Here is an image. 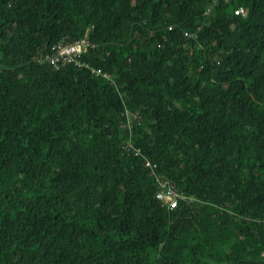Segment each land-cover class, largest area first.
Segmentation results:
<instances>
[{
  "label": "trees",
  "instance_id": "trees-1",
  "mask_svg": "<svg viewBox=\"0 0 264 264\" xmlns=\"http://www.w3.org/2000/svg\"><path fill=\"white\" fill-rule=\"evenodd\" d=\"M0 264H264V0H0Z\"/></svg>",
  "mask_w": 264,
  "mask_h": 264
},
{
  "label": "built area",
  "instance_id": "built-area-1",
  "mask_svg": "<svg viewBox=\"0 0 264 264\" xmlns=\"http://www.w3.org/2000/svg\"><path fill=\"white\" fill-rule=\"evenodd\" d=\"M244 12L245 10L243 8L237 11L238 14H242ZM94 47L95 45L87 39H81L75 42H68L64 39L58 44L54 45L51 50V53L55 56L54 60L50 61L55 64L52 67H54L56 70H61L62 68L68 66L89 68L92 70L93 73L99 76L103 75L105 77H109L107 74L103 73L102 69H96L92 66H89V63L84 61L85 55L89 53ZM125 150H127L128 152L134 151V154L136 156L142 155L141 150L137 147L135 148L134 143L132 141H129V143L125 146ZM145 164L146 167L151 169L152 171H156L159 168L158 164L152 162L148 158L146 159ZM157 183H159V189L160 184L165 187V190L159 195L160 199L162 200L157 198L163 207H168L172 210L182 204L180 200L185 198L186 195L178 188L176 184L168 180H162L159 176L157 177ZM171 190L174 194L171 192ZM176 196L179 200H177Z\"/></svg>",
  "mask_w": 264,
  "mask_h": 264
},
{
  "label": "bare ground",
  "instance_id": "bare-ground-1",
  "mask_svg": "<svg viewBox=\"0 0 264 264\" xmlns=\"http://www.w3.org/2000/svg\"><path fill=\"white\" fill-rule=\"evenodd\" d=\"M54 58H55V56H51V57H49V59H51V60H54ZM164 190H165V187H164L162 184H160V189H159L158 197H157V198L160 199L159 195H160ZM171 192L173 193L172 190H171ZM173 194H174V193H173ZM185 195H186L185 198H183L182 200H180V202H181V203H182V202H185V203H192L194 199H193L191 196H189L188 194H186V193H185ZM176 198H177V200H179L177 196H176ZM160 200H162V199H160Z\"/></svg>",
  "mask_w": 264,
  "mask_h": 264
},
{
  "label": "rangeland",
  "instance_id": "rangeland-1",
  "mask_svg": "<svg viewBox=\"0 0 264 264\" xmlns=\"http://www.w3.org/2000/svg\"><path fill=\"white\" fill-rule=\"evenodd\" d=\"M64 40V39H63ZM65 40H67L68 42H71L70 40H69V38H65ZM62 41V40H61ZM59 43V42H58ZM57 43V44H58ZM56 45V44H55ZM156 163V162H155ZM183 192V191H182Z\"/></svg>",
  "mask_w": 264,
  "mask_h": 264
}]
</instances>
